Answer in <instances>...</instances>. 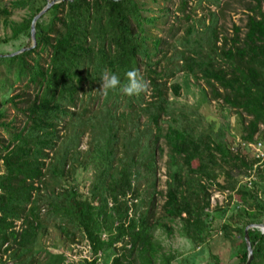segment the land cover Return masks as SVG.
Listing matches in <instances>:
<instances>
[{
	"label": "trees",
	"instance_id": "16d2710c",
	"mask_svg": "<svg viewBox=\"0 0 264 264\" xmlns=\"http://www.w3.org/2000/svg\"><path fill=\"white\" fill-rule=\"evenodd\" d=\"M191 1H178L171 24L174 0L60 3L38 21L34 49L0 57V264H65L64 254L40 247L49 227L67 245L86 242L91 258L83 264H172L178 256L164 251L158 229L190 242L194 259L221 264L213 223L228 213L220 233L241 239L237 259L246 264L245 229L264 224V159L234 153L221 129L188 117L169 92L180 96L181 86L170 84L178 74L202 82L207 101L235 111L241 149L264 143V0L247 4L244 27L233 26L230 37L218 28L220 0H194L216 7L200 29ZM46 4L0 2V46L29 48L32 21ZM16 11L24 12L19 22ZM165 25L173 37L186 25L173 38L179 48L154 34ZM132 70L147 86L128 96L122 89ZM106 72L121 84L105 93ZM78 170L92 171L86 195ZM215 192L227 193L225 206H212ZM248 236L251 264H264V233Z\"/></svg>",
	"mask_w": 264,
	"mask_h": 264
},
{
	"label": "rangeland",
	"instance_id": "374dc122",
	"mask_svg": "<svg viewBox=\"0 0 264 264\" xmlns=\"http://www.w3.org/2000/svg\"><path fill=\"white\" fill-rule=\"evenodd\" d=\"M179 0H174V4L171 8V17L170 24L174 21V18L180 16L176 10L178 6ZM2 4L8 5L10 0H0ZM251 0H220V7L223 9V14L221 19L218 21V28L220 29L223 36H232V27L238 26L243 28L246 23L247 10L246 6L249 4ZM227 4V5H226ZM192 10V18L193 23L197 27H199L198 21L206 18L208 10H212L216 12V7L213 4H207L206 2H202L201 5L195 4V1H191L190 3ZM264 10V6H263ZM24 15L23 11H16L11 17L12 20L19 22L21 21ZM48 19V17H46ZM169 27V26H168ZM166 25L162 26L161 31H154V34H157L159 37H163L169 43L176 45L179 48L178 44H174V37L179 38L180 35L184 33L185 26L180 27V31L177 35L167 36L166 30L168 28ZM5 30L3 29V24H0V36L3 37L5 35ZM172 49V47H170ZM11 53L14 51V46L10 45H2L0 46V52ZM172 52V50H171ZM170 84H179L181 86V93L179 97L174 96V94L169 92V101L173 104L174 107L178 108L181 112L188 114V117L192 119H200L202 120V125H209L215 129H221L224 132V140L230 149L235 153L237 150H242L248 156V158L255 157L258 152L256 151L257 144L259 142H255V144L248 145L247 147L241 149V133L238 122L236 121V114L234 110L225 109L222 110L220 106L213 102L207 101V97L203 90L208 91L205 85L202 82H197L191 77H187L183 74H178L173 80L170 81ZM12 112V111H10ZM10 116H13V113H10ZM166 125V123H165ZM204 126V125H203ZM87 138L84 139L81 145V149L85 150L87 146ZM243 144V143H242ZM264 149V143H262L261 150ZM167 161L166 155L163 158L159 159L158 162V171L157 178L159 180L158 183V191L164 192L166 190V169L165 163ZM2 168V164L0 161V171ZM92 171H84L78 170L75 180L76 185L79 187V190L83 194H88L89 187L92 182ZM244 180V179H243ZM243 182V181H242ZM227 193L221 194L215 192L212 196L211 203L212 206L227 204ZM163 202L160 200V204ZM145 207V206H143ZM233 206H231L232 208ZM231 213L226 214L224 217L217 219L213 223L214 234L216 235L215 240L213 241L212 248L216 254L219 255L221 264H238L237 254L240 248L241 239H231L226 238L223 234L220 233V227L222 224H228V217ZM19 227V223H17V228ZM177 229V227H176ZM81 237H78L80 242L75 245H67L65 241L62 239L59 232L56 229L48 228V231L45 235L41 236L40 247L46 250L48 253L54 255L64 254L66 257L65 264H83L84 260H88L91 258L90 249L87 246L85 241L80 240ZM105 240H107V236H104ZM156 240L163 246L165 252H170L176 254L178 259L175 260L172 264H209L210 258L208 255H203L200 258H193V247L190 242L182 238L177 232L174 235L167 234L166 231L158 229L155 231ZM41 259H45V253L41 252ZM6 258L2 259V262H5ZM10 262V261H9ZM12 264V262H11ZM99 264H106L104 260H101Z\"/></svg>",
	"mask_w": 264,
	"mask_h": 264
},
{
	"label": "water",
	"instance_id": "95a60500",
	"mask_svg": "<svg viewBox=\"0 0 264 264\" xmlns=\"http://www.w3.org/2000/svg\"><path fill=\"white\" fill-rule=\"evenodd\" d=\"M74 0H47V4L46 6L43 8V10L38 13L37 16H35V18L32 21L31 24V30H30V38H31V43L32 45L29 48H24L21 49L19 51L13 52L11 54H7V55H0V57H15L18 56L24 52L30 51L32 49H34L36 47V26L38 21L55 5H58L60 3H66V2H72ZM112 1H118V0H112ZM259 230L261 233H264V224H258V225H250L245 229V243L247 246V252H248V258H247V262L246 264H251V262L253 261V250H252V246L249 240V236H248V232L249 230Z\"/></svg>",
	"mask_w": 264,
	"mask_h": 264
},
{
	"label": "clouds",
	"instance_id": "9594fccd",
	"mask_svg": "<svg viewBox=\"0 0 264 264\" xmlns=\"http://www.w3.org/2000/svg\"><path fill=\"white\" fill-rule=\"evenodd\" d=\"M121 84L120 78L115 73L106 72L101 81V87L105 91L115 89ZM146 83L139 77L137 71L132 70L127 72V83L123 86V93L128 96H133L141 93L146 88Z\"/></svg>",
	"mask_w": 264,
	"mask_h": 264
},
{
	"label": "built area",
	"instance_id": "2783aa9c",
	"mask_svg": "<svg viewBox=\"0 0 264 264\" xmlns=\"http://www.w3.org/2000/svg\"><path fill=\"white\" fill-rule=\"evenodd\" d=\"M261 147H262L261 143L257 144L256 151L258 152V154L255 156V158L263 160L264 159V149L261 150ZM245 181L249 182L250 178L249 179H245ZM249 185H250V183H249Z\"/></svg>",
	"mask_w": 264,
	"mask_h": 264
}]
</instances>
